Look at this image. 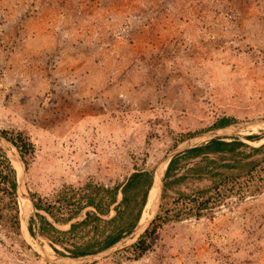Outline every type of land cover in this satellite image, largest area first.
Here are the masks:
<instances>
[{"label": "rangeland", "instance_id": "rangeland-1", "mask_svg": "<svg viewBox=\"0 0 264 264\" xmlns=\"http://www.w3.org/2000/svg\"><path fill=\"white\" fill-rule=\"evenodd\" d=\"M222 116L264 119V0H0V131H23L35 145L26 194L154 172L182 136ZM16 203L19 226L47 254L71 255L40 236L17 194ZM139 239L85 264H264V193L164 226L135 260ZM40 251L5 213L0 264H63Z\"/></svg>", "mask_w": 264, "mask_h": 264}, {"label": "trees", "instance_id": "trees-1", "mask_svg": "<svg viewBox=\"0 0 264 264\" xmlns=\"http://www.w3.org/2000/svg\"><path fill=\"white\" fill-rule=\"evenodd\" d=\"M236 122L235 118L222 116L211 128ZM0 135L17 148L28 166L35 153L29 135L13 130L0 131ZM191 135H184L180 140ZM244 139L247 141L240 137L212 139L172 159L162 181L157 215L131 246L132 259L138 260L149 251V239L164 226L211 216L231 198L242 201L264 193V133ZM254 141L263 142L259 146L248 143ZM152 183L151 171L136 170L114 187L86 181L77 186L64 185L50 198L31 194L39 234L66 249L71 256L102 251L138 226ZM84 210V218L79 219ZM112 210L115 215L106 218ZM5 213L14 230L19 232L16 172L0 150V221ZM60 224H68L69 229L60 230L57 227Z\"/></svg>", "mask_w": 264, "mask_h": 264}, {"label": "water", "instance_id": "water-1", "mask_svg": "<svg viewBox=\"0 0 264 264\" xmlns=\"http://www.w3.org/2000/svg\"><path fill=\"white\" fill-rule=\"evenodd\" d=\"M255 127L264 129V119L254 120V121H250L246 123H234V124H231L223 128L200 132L182 141L170 153L167 154V156L163 159V161L156 167L155 171L152 172L153 173V183H152L151 189L153 188V186H155L156 182H157L158 188H157L155 202L153 204L152 210H150L149 218L145 222H142V223L140 219L138 226L130 234H128L127 236H125L124 238L116 242L115 244L111 245L110 247L102 251H99L97 253L87 254L84 256H77V257L71 256V255H61L57 257H51L49 254L45 252V250H43V248L39 246L38 235L33 230H32L33 232L32 234L30 229L27 228L26 225H24L23 223L21 224L20 229L23 232H25L26 235L37 244V246L39 247V250H41L40 253L48 260H52L54 262H59L63 264H85V263H90V262L100 260L104 258L105 256H109L110 254L121 249L124 244H127L130 241H134L140 238L144 234V232L148 229L150 224L153 222V220L155 219L157 215V212H158V209L161 203V197H162V191H163L162 181L164 177L163 173H165V171L167 170V167L172 161V159H174L175 157L179 156L180 154L192 148L205 144L212 139L239 137L246 129L255 128ZM0 146L4 150L6 157L9 159L11 165L13 166L16 172L17 198L21 201V203H23L24 201H27L32 207V209L36 212V209L33 206L31 195H28L24 192V182H25V174L27 172V166L23 158L19 154L17 148L11 142H9L6 138H4L2 135H0ZM151 189L149 191V194L151 192ZM149 194H148L147 202L149 199ZM22 207L23 206H21V210H20L21 220H23V215L25 213Z\"/></svg>", "mask_w": 264, "mask_h": 264}, {"label": "bare ground", "instance_id": "bare-ground-1", "mask_svg": "<svg viewBox=\"0 0 264 264\" xmlns=\"http://www.w3.org/2000/svg\"><path fill=\"white\" fill-rule=\"evenodd\" d=\"M158 188V185H157V182L155 183V186H153V189L151 190L150 194H149V203L147 205V207L150 206V202H152L155 198H156V192H157V189Z\"/></svg>", "mask_w": 264, "mask_h": 264}]
</instances>
